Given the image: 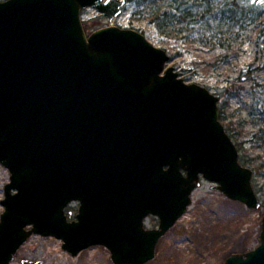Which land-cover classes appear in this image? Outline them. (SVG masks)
Wrapping results in <instances>:
<instances>
[{"label":"water","instance_id":"1","mask_svg":"<svg viewBox=\"0 0 264 264\" xmlns=\"http://www.w3.org/2000/svg\"><path fill=\"white\" fill-rule=\"evenodd\" d=\"M125 3L0 0V163L10 172L0 264L32 234L62 239L73 256L103 245L113 264H146L202 180L263 207L219 96L166 67L167 51L136 29L87 33L83 8L112 22ZM149 215L157 227H146ZM223 264H264V216L259 244Z\"/></svg>","mask_w":264,"mask_h":264},{"label":"rangeland","instance_id":"2","mask_svg":"<svg viewBox=\"0 0 264 264\" xmlns=\"http://www.w3.org/2000/svg\"><path fill=\"white\" fill-rule=\"evenodd\" d=\"M188 1L191 5L195 0ZM243 2L264 10V0ZM193 10L197 17H203L200 14L204 7L200 11L193 7ZM148 13L142 1L126 0L122 12L112 22L93 7L83 8L81 16L87 33L110 23L142 32L170 55L166 67L174 66L187 82L199 83L219 96L220 119L237 143L245 165L254 170V187L263 207L248 208L215 189L214 182L202 180L192 194L193 201L187 212L161 238L155 258L146 264H223L232 252H245L260 242L264 216V142L256 133L264 127V89L259 86L257 91H252L246 70L249 65L264 60V16L244 26L239 36L230 42L216 44L215 31L207 30L203 22L186 23L183 31L169 35L150 22ZM205 30L207 35L203 38L206 40L201 41L200 34ZM213 35L215 37L211 38ZM254 74L256 79L264 76V72ZM261 134L264 135V131ZM9 181L10 172L0 163V216L4 210L1 199ZM78 206V201L67 206L69 219L76 218ZM145 223L146 227H157L159 218L149 215ZM62 244V239L32 234L10 264H23L24 259L41 260L42 264H113L110 250L103 245L90 246L73 256ZM240 247L245 249L238 250Z\"/></svg>","mask_w":264,"mask_h":264},{"label":"trees","instance_id":"3","mask_svg":"<svg viewBox=\"0 0 264 264\" xmlns=\"http://www.w3.org/2000/svg\"><path fill=\"white\" fill-rule=\"evenodd\" d=\"M137 1H142L143 6L149 9L147 18L150 22L155 23L162 33L169 35H171L172 32L179 33L186 28V23L197 25L203 22L208 28L207 30L215 31L216 44L219 41L222 44L224 41L230 42L232 38L234 39L236 36H239L240 30L244 28V26L246 27L250 23H255L264 16V10L260 9L261 7L244 4L243 0H222V2H217V0H195L191 5L188 0ZM193 7L199 9V11L201 7H204L203 13L200 14L203 16L202 18L196 16L193 12ZM172 11H175L177 14ZM206 33L207 31L205 30V33L200 34V37L203 39H201V41L206 40L203 38L204 34L207 35ZM215 36L213 35L211 38ZM222 44L220 45L221 47ZM255 72L259 74L264 72V60H259L256 65L253 63L247 67L246 79L251 81L253 92L257 91V87L259 86L264 89V81H262L264 80V76L263 78L256 79ZM220 118H222V114H220ZM254 124H256V122ZM263 131L264 127H260L258 133H256V136L260 137L259 140L261 142H264V135L261 134ZM240 160L244 163V159L241 158V156ZM237 249L244 250L245 248L240 247Z\"/></svg>","mask_w":264,"mask_h":264}]
</instances>
